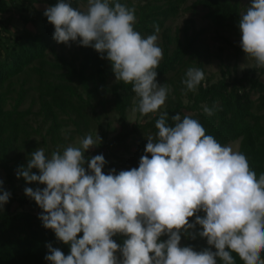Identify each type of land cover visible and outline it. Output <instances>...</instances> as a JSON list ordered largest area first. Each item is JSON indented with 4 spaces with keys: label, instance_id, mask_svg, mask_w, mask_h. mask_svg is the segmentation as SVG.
<instances>
[{
    "label": "clouds",
    "instance_id": "obj_1",
    "mask_svg": "<svg viewBox=\"0 0 264 264\" xmlns=\"http://www.w3.org/2000/svg\"><path fill=\"white\" fill-rule=\"evenodd\" d=\"M44 15L55 26L57 43L77 42L79 37V44L94 48L101 59L107 54L116 80L131 84L139 97L134 111L147 116L165 104L169 89L158 86L155 70L163 51L157 45L158 35L142 37L134 30L135 8L87 0V10L81 11L60 0ZM154 28L159 33V27ZM239 28L243 52L255 59L257 67L264 66V0H252ZM204 79L200 68L190 67L182 83L196 91ZM204 111L214 114V108ZM171 119L174 126L166 123L167 112H161L155 123L157 138L147 137L145 151L151 158L142 156L138 169L118 175L114 169L103 174L102 155L91 158V174L85 172L83 153L101 143L98 134L83 138L80 147H66L62 154L56 151L47 157L43 148L32 153L17 178L47 186L25 188V195L43 209L39 217L43 226L71 245L67 257L47 245L46 260L51 264H217L219 257L224 264H235L231 254L235 253L243 264H264V174L257 179L246 156L206 135L198 120L189 115L181 119L180 114ZM33 168L40 175L32 173ZM0 192L2 208L11 193L2 188ZM200 210L206 217L197 216L195 224L202 226L199 235L207 238L215 253L179 246L180 230L194 228L188 218ZM80 232L83 237L77 239ZM116 233L129 237L122 249L111 239ZM163 234L169 239L158 242ZM118 249L121 261L114 255Z\"/></svg>",
    "mask_w": 264,
    "mask_h": 264
},
{
    "label": "trees",
    "instance_id": "obj_2",
    "mask_svg": "<svg viewBox=\"0 0 264 264\" xmlns=\"http://www.w3.org/2000/svg\"><path fill=\"white\" fill-rule=\"evenodd\" d=\"M249 1V7L252 0ZM19 3L23 23H30L32 31L22 29L12 33L8 30L11 17V5ZM60 0H0V170L4 173V181L0 188L7 186L11 193L4 208H0V264H51L45 259L49 254L47 245L59 249L65 257L70 255L71 245L60 241L54 230L46 229L39 218L43 209L37 205L25 209L32 198L25 195V188L33 190L45 189V184L28 183L22 176L17 178V171L27 164L33 152L40 143L33 139L41 135L42 126H47L42 144L47 140L52 146H64L74 136L69 133L67 139L61 137V130L68 123L75 126L74 134L89 130L96 124L100 127V114L97 108L105 109L111 105L117 117L119 132L107 139L106 131L100 135L99 149L94 156L102 155L105 165L103 174L107 175L114 169V175L121 171L138 169L142 156L146 153L147 137L157 138L156 120L161 112H167L169 126H174L171 118L177 114L181 119L185 115L196 119L205 129L206 135L213 136L222 146L230 142L238 143V152L244 154L249 167L259 179L264 174V66L257 67L254 58L247 56L255 66L247 69L241 76L227 78L223 76L215 82L207 78L197 86L196 91H189L182 81L190 67L200 68L204 74V64L201 61L206 45L202 36L205 30H192L180 37L171 35L166 22L175 18L183 11L192 15L200 7L205 11V17L218 29H226L229 33L241 38L239 23L241 20L240 0H194L184 7L188 0H109L110 6L118 2L129 8H135L137 22L134 30L142 37L156 34L157 44L163 51V58L157 69L156 82L169 89L165 104L154 114L145 117L142 123L130 124L127 121V111L137 107L139 97L132 91L131 84L117 81L112 64L92 47L79 44L78 50L71 60L67 61L62 54L56 52L57 43L53 39L55 26L44 15L48 7L55 6ZM73 8H79L87 0H65ZM41 4L36 9L35 4ZM32 15H28L29 10ZM158 26L159 33L155 32ZM225 42L234 52L245 55L242 49L235 47L227 40ZM113 80L112 84L108 82ZM36 93V96L31 94ZM31 100L28 108L21 109L26 99ZM12 102V103H11ZM37 110L33 112V106ZM214 108V114L208 115L204 108ZM40 119V126L34 129L30 118ZM141 133L146 134L141 139ZM137 136H140L137 139ZM92 155L84 156L85 164L90 163ZM84 164V165H85ZM83 165V166H84ZM32 173L40 175L39 169L33 168ZM2 194V192H0ZM17 203V208L12 204ZM197 216L204 218L206 213L200 210L188 218L189 224H195ZM202 226L195 224L194 228L180 230V247H191L196 252L210 249L207 238L201 237ZM195 236V239L192 237ZM83 237V232L77 234V239ZM129 237L116 233L111 239L122 249ZM169 234H163L158 242H166ZM117 250L114 255L118 261L123 259L122 252ZM230 251V249H226ZM235 264L243 261L235 254ZM150 255H153L150 253ZM264 259V253L261 254ZM217 264L224 262L216 257Z\"/></svg>",
    "mask_w": 264,
    "mask_h": 264
},
{
    "label": "rangeland",
    "instance_id": "obj_3",
    "mask_svg": "<svg viewBox=\"0 0 264 264\" xmlns=\"http://www.w3.org/2000/svg\"><path fill=\"white\" fill-rule=\"evenodd\" d=\"M194 0H188L186 5L184 7L189 6ZM242 11L241 13H245L246 9L249 7V1L248 0H240ZM19 3L11 5V12L7 15L11 17V22L8 26V30L12 33L20 32L22 29H28L33 30L30 23L25 24L23 23L21 16L24 14L20 11ZM43 7L41 4H35L36 9H41ZM79 10L86 11L87 10V2L81 3L79 6ZM33 10L28 11V15H32ZM166 26L170 29L171 35L178 34L180 37H182L185 34V27H187V35H190L192 33V30H205V34L202 36V39H204V43L206 45V52L203 53V57L201 58V61L204 64V70L205 75L207 78H210L212 82L217 81L224 75L229 78L233 77L235 75L241 76L244 71L247 69H250L255 66V63L250 60L247 56L242 54H236L226 42L227 40L229 43L233 44L235 47L242 49L240 47L241 38L236 37L229 33L226 29H218L214 27L210 21L205 17V11L202 10L200 7L198 8V12L195 15H192L190 11H183L178 16H176L173 19H170L166 22ZM160 37H158L157 44L159 43ZM78 50V44L77 42L69 41L67 44L63 43L62 46L57 45L56 46V52L58 54L64 55L65 59L67 61L71 60L75 57L76 52ZM261 80H264V75L261 76ZM109 84L113 83V80L108 82ZM158 86H161L159 83H157ZM31 94L33 96H36V93L31 91ZM30 96L26 99L24 105L21 107V109H26L29 106L30 103ZM12 103V102H11ZM136 107L134 106L130 110L127 111V121L130 124L134 123H142L148 115L154 114L149 113L147 116L142 115L138 111H134ZM37 110V105L33 106V112ZM100 114V127L97 128L96 124L94 126L90 127L89 130H82L81 134H74L75 132V126L73 124L68 123V126L64 127L60 134L63 139H67L68 134L71 133L74 138L71 141H67L64 146L57 145L52 146L48 139L46 144H42V136H44L46 132L47 126H42L40 129L42 136L40 135H34L33 139L40 143L39 148H43L45 150V154L47 157H50L53 152L59 151L61 154L63 153L64 149L68 146H74V147H80L81 141L83 138H85L88 135L95 136L98 134L100 137L101 133L106 131V137L107 139L111 138L112 136L116 135L119 132V126L117 123V117L114 113L113 109L111 108V105L106 104L105 109L97 108V112ZM30 124L34 129H38V126H40V119L35 118L34 116H31L30 118ZM146 136V134L141 133V139L142 137ZM137 136V139L140 137ZM102 143V142H101ZM227 145H231L234 151H238V143L230 142ZM100 143L98 145H95L93 147H90L89 149L85 150L83 155L84 156H94V153L97 149H99ZM38 148V149H39ZM36 149V150H38ZM89 163H86L84 165L86 174H91L90 169L88 167ZM0 178L4 181V173L0 170ZM4 191L8 192L7 186H4ZM38 204L33 199L31 203L27 206H25V209H30L32 207H36ZM5 205H3L2 208H4ZM18 204L15 202L12 204L13 208H17Z\"/></svg>",
    "mask_w": 264,
    "mask_h": 264
}]
</instances>
